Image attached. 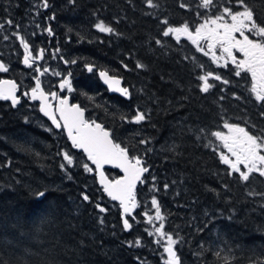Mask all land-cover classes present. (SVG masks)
<instances>
[{"label": "trees", "instance_id": "trees-1", "mask_svg": "<svg viewBox=\"0 0 264 264\" xmlns=\"http://www.w3.org/2000/svg\"><path fill=\"white\" fill-rule=\"evenodd\" d=\"M38 1V28H48L45 56L52 51L54 66L70 79L71 100L148 171L134 190L136 207L122 217L83 153L51 127L36 101L21 97L13 106L0 99V264H168L156 233L161 223L177 241L179 264H264V177L229 175L213 135L228 123L264 139V103L251 91L249 72L215 63L187 36L163 35L168 26L193 29L224 7L237 11L236 0H213L208 9L201 0H47V8ZM246 3L264 25V0ZM31 8L29 0H0V60L14 70L0 76L22 88L33 80L20 62L19 38L4 44L24 33ZM98 23L113 32H100ZM98 70L120 77L128 96L107 92ZM207 73L221 79L210 78L205 93L198 77ZM137 112L145 116L139 123ZM153 198L163 221L153 217Z\"/></svg>", "mask_w": 264, "mask_h": 264}, {"label": "snow or ice", "instance_id": "snow-or-ice-1", "mask_svg": "<svg viewBox=\"0 0 264 264\" xmlns=\"http://www.w3.org/2000/svg\"><path fill=\"white\" fill-rule=\"evenodd\" d=\"M236 3L242 10L233 11L230 7H224L222 14L205 19L203 23L195 28L194 32L190 31L189 25L185 23L178 27L168 26L167 29L163 31V35L166 37L174 35L177 40H179L182 35L187 36L194 45H197L198 50L201 51H203V48L200 45V41H206L208 43V51L204 54L208 55L209 52H212V59L214 62L224 58V54H226L227 59L236 63L238 69L236 72L237 75H240L241 71L251 73L253 80L251 91L258 102L264 103V25L257 23L255 19L256 13L254 9L246 3V0H236ZM148 4L149 6H154L152 0H148ZM48 6L47 0H45L43 7L47 8ZM212 6L213 0H201L200 7L208 9ZM180 7L183 8L186 6L181 4ZM226 17L228 18L227 20ZM8 23L11 24V20H9ZM164 23L167 24V21H164ZM0 27H2V25H0ZM96 28L100 32H113L111 27L103 23H98ZM236 33H239L240 39H237ZM246 33H251L260 39H250ZM5 39H7V37H5ZM19 39L25 51L24 63L31 67L33 63L32 53L29 51V46L25 43L24 39L22 37ZM157 43H160V41H157ZM217 46L221 49L220 57H217L214 52ZM234 49L243 54L244 58L239 62L236 61L233 55ZM40 55L42 57V51ZM72 63H75V61H72ZM137 67H143V65L138 64ZM92 70V67L88 66V71L91 72ZM5 71H8L7 67L0 63V72ZM36 71H40V69L37 68ZM43 71L47 72L48 69L45 68ZM55 74L60 75V73ZM100 76L104 79L105 83L109 85L110 89L118 91L124 96H128L129 90L119 87V80L109 77L106 72H101ZM210 78L216 80L221 79L218 75L213 76L212 73H207L198 77L202 82L200 86L201 92L206 93L213 87V85L209 83ZM224 82L227 83V81ZM0 83L10 85L9 88H0V99H10L13 106L17 105L19 99L15 95L16 85L11 81H3ZM65 87L68 88V91H72L71 83L68 79H64L60 84L61 89ZM25 95H27V93H25ZM51 96L53 99L58 98L55 92L51 93ZM31 98L41 101L40 111L51 119L53 125L60 128L61 124L52 110L53 106L48 103V97L41 90L38 78L36 87L31 90ZM55 112H59V120L63 121V128L67 131L73 147L83 149V151L87 153L88 159L96 165V169L100 175V182L104 185V191L112 200L120 201L124 213H130L131 208L136 207L135 198L131 190L135 187L136 181L140 180L141 174L147 172L148 169L140 166L141 161L138 158H133L135 162L132 163L128 156L127 149L114 143L110 138L109 132L104 130L100 124H96L94 121L91 123L86 121L84 119L83 110L77 105H69L66 98L59 100V105L55 108ZM144 119V114L137 112L133 122L139 123ZM225 127L229 129V135L226 136L219 131L214 132L213 135L223 142L224 148L231 153V157H234V159H232L228 155H220L221 162L228 165L231 169L229 175L238 173L240 180L245 182L250 180L253 173H258L259 176L264 177V141L259 137L249 134L248 131L239 126L226 123ZM63 159L67 162V165L73 163L72 157L67 152L64 153ZM104 163H112L116 167H120L125 173L124 179L109 183L105 179L103 172L99 171ZM240 165L244 166V170H241ZM61 167L64 168L65 165L62 164ZM84 168L87 172L92 171L87 164L84 165ZM165 187H167V185H165ZM37 195L43 197L45 193L40 192ZM82 196L85 201L89 200L87 194H82ZM129 203H131V208ZM152 205L156 208L155 219L163 221L164 217L161 215L160 208L155 198L152 200ZM100 211L103 212L105 209L100 208ZM152 219L151 216L148 217L149 222H151ZM130 227L131 225L128 220L124 219V228L129 229ZM163 228V223L156 228V233L162 238L166 236L162 231ZM149 234L151 235V233ZM166 238L167 246L165 247V251L169 254L168 264H179L176 253L173 250V245L176 244L177 241L173 239L171 235H167ZM136 243L139 244L140 241Z\"/></svg>", "mask_w": 264, "mask_h": 264}, {"label": "rangeland", "instance_id": "rangeland-1", "mask_svg": "<svg viewBox=\"0 0 264 264\" xmlns=\"http://www.w3.org/2000/svg\"><path fill=\"white\" fill-rule=\"evenodd\" d=\"M29 2L31 4L32 8H31V10L29 12L28 19L26 21H23L21 23V26H20V28L22 29V32H24V33L23 34L17 33V34L12 35L11 38L8 40V42H6L4 44V46H7V47L10 46L11 45L10 43H13L14 40H16V39H18L20 37H22L24 40H27L29 42H31L29 39H32V41H36L37 38H35V36L37 37L43 32H44V34L46 33L43 28H38V24H39L38 18H39V14H40V9L42 7V3L40 1H38V0H29ZM240 10H242V9H238L237 11H240ZM222 12H223V9H221L220 12L217 15L222 14ZM227 19L228 18L226 17V20ZM204 20L205 19H203V21L199 22L198 25L195 26L193 29H190V31L194 32L195 28L198 27L201 23H203ZM36 29H39V31H35V33H30V32H33V30H36ZM235 35H236L237 39L241 38L239 36V33H236ZM246 35H248L249 38L253 39V40L260 39L259 37H256V36L252 35L251 33H246ZM200 45L203 48L202 52H207L208 51V43L206 41H203V40L200 41ZM195 46L197 48V45H195ZM19 47H20V43H19ZM214 52H215V55L217 57L221 56V49H220L219 46L215 47ZM2 53H3L2 50H0V55ZM208 55H210L212 57V52H209ZM233 55L235 56L237 62H239L240 60H242L244 58L243 54L238 52V51H236L235 49L233 50ZM48 60L49 59H47V65H48ZM227 62L233 63L230 59H227L226 54H224V58L218 59L215 63H217V64H225ZM233 64L236 67V63H233ZM10 67H11V69L9 71L11 73H14V70L12 69L11 65H10ZM59 67H60V65H58L56 63V65L54 66V63H53L52 66L49 67V69L47 71V87H48L49 91L56 90V89H53V88H54V86H56V82L59 79H61L62 76H63L61 74L60 70H59L60 69ZM236 69H237V67H236ZM55 73H60V75H56ZM249 74L251 75V73H249ZM202 75H205V74H202ZM251 80H252V76H251ZM201 84H202V82H201ZM252 84H253V80H252ZM71 88H72V85H71ZM251 88H252V86H251ZM64 92H67L69 94L71 93V91H68L67 87L64 88ZM219 132H221L222 134H224L226 136L229 135V130H228L227 127H224V129L220 130ZM260 139L262 141H264L263 138H260ZM219 143H220V146H221V149L219 150V156L221 154H225V155H228L230 158L234 159V157H231V153H229L228 150L226 148H224L223 142L219 140ZM240 168H241V170H244V166L243 165H240ZM155 216H156V212H155V215L153 217L155 218ZM166 237H167V235L161 239L163 247L167 244V238Z\"/></svg>", "mask_w": 264, "mask_h": 264}, {"label": "water", "instance_id": "water-1", "mask_svg": "<svg viewBox=\"0 0 264 264\" xmlns=\"http://www.w3.org/2000/svg\"><path fill=\"white\" fill-rule=\"evenodd\" d=\"M44 8H45V7H44ZM47 30H48V28H47ZM25 43H27L28 46H29V43H28L27 41H25ZM29 47H30V46H29ZM29 51H30V49H29ZM24 57H25V51H24V47H23V45H22V55H21V60H20V61H21V63H22L24 66H27V65H25V63H24ZM37 57H40V54H39ZM37 57L35 58L36 61H38V60L40 59V58H37ZM0 63H1V62H0ZM88 66H89V65L86 66V69H87V70H88ZM101 72H106V73L108 74L109 77H111V78H115V79L119 80V82H120V83H119V87H121V88H126V87L122 86L121 78L118 77V76H116V75L110 74V73H108V72L105 71V70H98V71H97V75H98V78H99L100 82L105 86L106 90H107L109 93H117V94L122 95L120 92H118V91H114L113 89H110V88H109V85H108L107 83H105L104 79L101 78V76H100V73H101ZM38 74H39V72H38ZM64 79H66V77H64L63 80L58 81V85H57V87H58V91H62V90H63V89L60 88V84L64 81ZM3 81H11V82H13V83L16 85V82L14 81V79L9 78V77H3V78H0V82H3ZM36 83H37V77L34 78V87H33V88L36 87ZM9 87H10V85H8V84L0 83V88H9ZM114 87H115V86H114ZM33 88H30V89H28V91H27V94H28V97H29L30 100H33V99L31 98V90H32ZM41 90H42V91L45 93V95L48 97V103H50V104L53 106V107H52V110H53L54 114L56 115L57 120L60 122L61 127H60V128H57L55 125H53L51 119H49L48 116H46L43 112L40 111L41 101H40L39 99H36L35 101H37V108H38L39 112H40V113H41V114H42V115L48 120V122L50 123L51 127H53L54 129H57V130H58V129H62V131L64 132V134H65V136H66L67 141L70 143V145H71L72 148H74V149H76V150H79V151H81V152L83 153V155L85 156V159L88 161V163H89V164L92 166V168H93V172H94L95 179H96V182H97L98 186L101 187V189L103 190L104 194H105V195H106L111 201H114V202H116V203L119 205V207H120V211H121V216L124 217V215H130V214L132 213V211H133V208H131V203H129V206H130V208H131L130 213H127V214L124 213V211H123V209H122V207H121V205H120V201H119V200H112V198H111V197H110V196L104 191V185L101 184V182H100V175H99V172H98L97 169H96V165H95L91 160L88 159L87 153H85V152L83 151V149H81V148L73 147L72 141L69 139L67 131L63 128V121H62V120H59V115H60L59 112H55V108L59 105V100H60L59 96H57L58 98L56 99V102H55V103H52L53 98H52V96H51V93H50V92H45V91L43 90L42 87H41ZM17 91H18V89H17V87H16L15 95H16V97L19 99V96L17 95ZM23 93L25 94L26 92L23 91ZM64 98L67 99L69 105H77V106H79L76 102H72V103L69 102V95H68V94H64L63 97H62L61 99H64ZM8 101L12 104V102H11L10 99H9ZM79 107L83 110V113H84V109H83L81 106H79ZM84 119H85L86 121L90 122V123L93 122V121H91V120L86 119V118H85V114H84ZM94 122H95L96 124H100L101 127H102L104 130H106V131L109 132V130H108L107 128H105V127L101 124V122H99V121H94ZM109 134H110V132H109ZM110 138L112 139L111 135H110ZM112 141L114 142L113 139H112ZM114 143H115V142H114ZM128 156H129V154H128ZM129 158H130V160L132 161V163L135 162L134 159H133L132 157L129 156ZM138 159H139V158H138ZM140 166H141V167H144V165H143L142 162H141V165H140ZM106 168H109V169H116V170L118 171L119 174H118L116 177H114V178H109V177L107 176V174L105 173V170H104V169H106ZM99 171L103 172L105 179H106L109 183H112V182L117 181V180H123L124 177H125V173H124V171H123L120 167H116V166H115L114 164H112V163H104V164H102V166H101V168H100ZM144 173H145V172H144ZM144 173L141 174V178H140V180L136 181V183H135V187L132 188V190H131V191H132V195H133L134 190H135V188L137 187L138 183L141 181L142 176H143ZM166 246H167V244L163 247V249H164V253H165L166 257H167V260H169V254L165 251V247H166ZM173 250H174V248H173ZM174 251H175V250H174ZM176 257H177V255H176ZM177 259H178V257H177ZM178 261H179V260H178Z\"/></svg>", "mask_w": 264, "mask_h": 264}, {"label": "flooded vegetation", "instance_id": "flooded-vegetation-1", "mask_svg": "<svg viewBox=\"0 0 264 264\" xmlns=\"http://www.w3.org/2000/svg\"><path fill=\"white\" fill-rule=\"evenodd\" d=\"M45 32H46L45 33L46 34L45 37H42L41 39L38 37L35 42H32V41L29 42L28 41L29 42V46H30L29 49H30V52L32 53V61H33V63H32L31 67L24 66V68L26 69V71L28 73H31V78H32L33 81H32V84L29 85L27 88H22L20 85L17 84L18 85L17 94L19 95L20 98L21 97H27V95H25L23 93V91H28V89L34 87V78L35 77H38L41 87L43 88V90L45 92H47V72H44L43 70L45 68L49 69V67L52 66L53 57H54L53 56L54 53L51 51L50 57H49V60H48V65H47V57L45 56L46 54H45V51H44L47 48V23H46V27H45ZM41 51L43 52V55H42V57L40 55V59L38 61H36L35 58L39 54H41ZM54 62H55V60H54ZM5 67H7L8 71L1 72V73L9 72V70L11 69L10 65L8 66V65L5 64ZM37 68H39L40 71H36ZM38 72H39V74H38ZM32 73H34V75ZM41 73H43V74H41ZM1 77H4V76L1 75L0 78ZM57 84H58V82H57ZM53 89H55V86H54ZM53 91H55V90H53ZM58 95L60 96V98H62V96L64 94L63 93H58ZM53 102L55 103L56 99H54ZM69 102H74V101L71 100L70 94H69Z\"/></svg>", "mask_w": 264, "mask_h": 264}]
</instances>
